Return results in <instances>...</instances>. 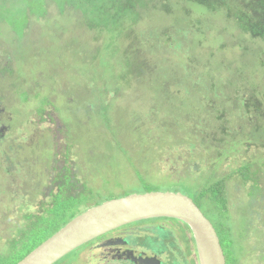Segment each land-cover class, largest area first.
<instances>
[{
    "label": "rangeland",
    "instance_id": "374dc122",
    "mask_svg": "<svg viewBox=\"0 0 264 264\" xmlns=\"http://www.w3.org/2000/svg\"><path fill=\"white\" fill-rule=\"evenodd\" d=\"M157 1L141 8L136 22L102 13L109 27H94L98 6L84 13L69 0H0V103L27 128L14 125L18 141L0 150V264H17L71 208L152 191L194 199L217 229L228 262L264 264V195L249 216L248 182L227 178L228 218L209 194L200 195L247 162L264 170V147L251 139L264 129V40L242 31L225 10L169 0L167 13ZM225 99L229 107L217 112L204 106ZM213 137L225 139L223 158L210 147L218 141ZM56 175L61 188L77 178L86 196L69 195L61 214L31 222L29 215L40 216L53 201ZM221 222L232 225V242L224 240ZM166 235L159 229L155 237L171 241ZM169 244L165 253L176 264L177 246Z\"/></svg>",
    "mask_w": 264,
    "mask_h": 264
},
{
    "label": "water",
    "instance_id": "95a60500",
    "mask_svg": "<svg viewBox=\"0 0 264 264\" xmlns=\"http://www.w3.org/2000/svg\"><path fill=\"white\" fill-rule=\"evenodd\" d=\"M160 217L174 218L189 226L199 264H227L219 235L211 220L191 197L170 191L132 193L92 206L71 219L17 264H54L80 245L112 229L138 220ZM153 261L159 264L156 258Z\"/></svg>",
    "mask_w": 264,
    "mask_h": 264
},
{
    "label": "flooded vegetation",
    "instance_id": "af4514ba",
    "mask_svg": "<svg viewBox=\"0 0 264 264\" xmlns=\"http://www.w3.org/2000/svg\"><path fill=\"white\" fill-rule=\"evenodd\" d=\"M14 125H16L19 129H27L18 123L12 111L7 110L0 103V150L7 145L10 146L9 142L11 141H18L12 135ZM18 147L21 148V145L18 144ZM19 148L16 149L17 152L20 151ZM4 151L5 149H3L0 154H3ZM1 163L2 169H7L4 167L3 162ZM46 168L47 169L44 170L45 176L49 171L48 166H46ZM60 173H62V170L58 171V174ZM178 179L179 176L178 178H173V181H177ZM70 182H72V177ZM55 184V186H49V193H52L53 190L56 192L53 201L58 198H62L60 195L63 193L65 194V197L71 195L72 199L78 198L81 195L82 197H85L87 194L84 187L78 185L77 178H75L73 184L67 188H61L58 182ZM122 196L113 195L106 197L105 199L101 198L95 201L93 200L87 207L78 209L79 211L73 217H71V219L92 206ZM50 206L47 208H50ZM47 208L44 209V213H42L40 216L29 215L28 218H31V222L36 220L39 221L42 215L46 214L45 210ZM70 220H68V222ZM159 229L166 232V237L170 238L171 241L167 239H162V241H159L155 237V234ZM182 235L186 239V242L183 241ZM48 238L49 237L46 239ZM46 239L42 240L40 244ZM167 244L171 245L172 247L177 246L176 249H173L174 251L177 250L176 264H199L195 240L189 226L180 220L168 217L142 219L112 229L109 232L99 235L92 240L80 245L56 261L54 264H141L142 261L143 264H155L153 261L155 258L159 261V264H173L172 260L170 259V252L165 253L164 247L167 246ZM26 255H24V257ZM167 256H170V258ZM177 261H179V263H177Z\"/></svg>",
    "mask_w": 264,
    "mask_h": 264
},
{
    "label": "trees",
    "instance_id": "16d2710c",
    "mask_svg": "<svg viewBox=\"0 0 264 264\" xmlns=\"http://www.w3.org/2000/svg\"><path fill=\"white\" fill-rule=\"evenodd\" d=\"M81 1H83V2H81ZM84 1L85 0H69V3L72 4V7L75 10L81 11L79 9H82L84 13H91L93 6H98V9L100 10L101 14L98 13V15L95 19H98L100 21V23H99V25H94V27L95 26L96 27H101V26L109 27V19L111 21V18H109V19L104 18L107 15H102V13H124V16L129 15V19L132 22H136L140 17V14H139L140 9L141 8L146 9L147 6H149L148 2L151 0H87L89 6H86L84 4ZM183 1H185V0H183ZM188 1H192L196 4L203 5L212 11H220V10L227 11V16L233 18L235 20V22L237 23L238 27L242 31H244L245 33H249L253 38H260V39L264 40V0H188ZM157 3H158V6L162 9V11L167 12V13L170 12L171 6L169 4V0H162L161 2L157 1ZM85 19H89V18L86 17ZM105 30H111V29L105 28ZM161 74L163 75L162 71H161ZM165 79L166 78H164V80ZM235 87L237 88V85ZM230 101H231V99H225V101L222 104H216L217 102L215 100L214 101L210 100V101L206 102L204 106L206 107V109L216 110V112H217V110H221V109L225 108L226 103L229 107ZM212 102H214L215 105H213ZM245 106H246V111H248L251 108L249 102L246 103ZM255 110L258 112L261 110L259 105L256 106ZM42 114L44 115L43 112H42ZM224 115H225V113H222V111H221V115H219L217 117V119L223 120ZM263 115H264V113H263ZM248 118L251 120V116L249 114H248ZM256 124H257L256 129H260V125H258L260 123L256 122ZM221 130H224V127ZM252 135L253 136H251V139L255 140L254 144L256 146H259V147H261V146L264 147V129L262 130V132H260V134L256 133V130H253ZM213 138H215V137H213ZM215 140H218V141L211 140L210 147L214 148L216 150V152L220 158H223L226 155V153H225V149H223L221 146V144H222L221 142L224 141L225 139L215 138ZM260 171L263 172L262 175L259 174ZM62 173H63V171H62ZM233 175L241 176L243 181L245 183L248 182V184L250 186V195L252 197V202L249 205V209L247 212V214L250 216V215H252L250 213L251 212L250 208L252 206V203L254 202V200L259 198L260 193L262 195H264V190H263L261 182H260V181H264V170L254 168V166L251 162H247V164L239 166L238 168L234 169L231 173H229L225 176H222L221 178L215 180L214 182H211L203 190L204 194L201 192L200 195L205 196V195L209 194V196L211 198V203L215 207H217V210L221 214L224 215L222 217L228 218L230 213H229V208H228V193H227L226 180H227V178L232 177ZM56 177L57 176H55L53 178L52 185H54L56 183ZM60 196H62V198H64L65 194L63 193ZM70 197H71V195H70ZM62 198H58L55 201H53L50 208H47L45 210L46 214H43L41 218L39 217L40 220L46 219V221H47V220H49V218L51 219L57 213L61 214V212L59 210L62 209L65 205V203H63ZM68 201H69V199H67V203H68ZM197 205L200 207L199 204H197ZM78 211L79 210L75 209V207L71 208L70 215H68V217L64 219V221L61 223V225L57 229H55L54 232L50 236H52L54 233H56L60 229V227H62L64 224H66L68 222V220H70L71 217H73ZM250 220H251V218H250ZM42 224H44V222L41 221L39 223L38 227ZM224 226L227 230V233H225L224 240L226 242H232L233 238H234L233 234H232V225L230 223L221 222V227H224ZM240 235L244 237L245 233L241 232ZM50 236H48V237H50ZM17 237H15L13 239H16ZM219 238H220V236H219ZM220 241H221V245L224 249L221 238H220ZM40 242H41V240L39 242H37L32 249H34L37 245H39ZM32 249H30L29 251L31 252ZM228 252H229V254L231 253L230 250H228ZM263 252H264V250H261V254ZM225 256H226V254H225ZM226 262H227V264H239L238 261L236 259H233V258L231 260H229V262H228V260H226Z\"/></svg>",
    "mask_w": 264,
    "mask_h": 264
}]
</instances>
